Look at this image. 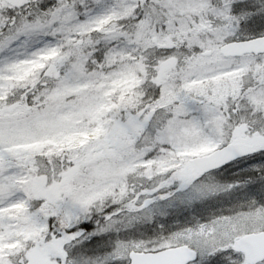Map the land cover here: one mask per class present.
Returning <instances> with one entry per match:
<instances>
[{
  "label": "snow or ice",
  "instance_id": "6c2138e0",
  "mask_svg": "<svg viewBox=\"0 0 264 264\" xmlns=\"http://www.w3.org/2000/svg\"><path fill=\"white\" fill-rule=\"evenodd\" d=\"M0 264H264V0H0Z\"/></svg>",
  "mask_w": 264,
  "mask_h": 264
}]
</instances>
